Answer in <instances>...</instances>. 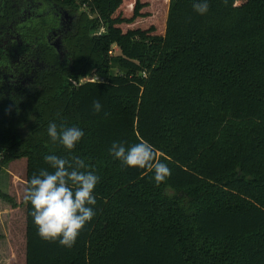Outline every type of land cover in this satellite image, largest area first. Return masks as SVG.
Here are the masks:
<instances>
[{
	"label": "trees",
	"instance_id": "1",
	"mask_svg": "<svg viewBox=\"0 0 264 264\" xmlns=\"http://www.w3.org/2000/svg\"><path fill=\"white\" fill-rule=\"evenodd\" d=\"M52 1L93 16L70 40L86 69L33 109L21 149L0 132V170L25 157L27 192L45 155L67 157L47 134L54 122L85 133L75 155L100 182L71 249L38 236L26 201V264H264V0H209L204 16L193 0ZM88 75L103 81L80 83ZM141 140L171 170L160 187L110 153Z\"/></svg>",
	"mask_w": 264,
	"mask_h": 264
},
{
	"label": "flooded vegetation",
	"instance_id": "2",
	"mask_svg": "<svg viewBox=\"0 0 264 264\" xmlns=\"http://www.w3.org/2000/svg\"><path fill=\"white\" fill-rule=\"evenodd\" d=\"M82 13L93 19L52 0H0V132L13 130L20 149L37 128L33 109L86 69L70 41Z\"/></svg>",
	"mask_w": 264,
	"mask_h": 264
},
{
	"label": "clouds",
	"instance_id": "3",
	"mask_svg": "<svg viewBox=\"0 0 264 264\" xmlns=\"http://www.w3.org/2000/svg\"><path fill=\"white\" fill-rule=\"evenodd\" d=\"M192 8L201 16L207 15L209 0H193ZM92 107L97 114L103 110L99 100H95ZM47 134L54 145L59 144L69 155H45L44 160L51 171L43 168L32 176L25 200L31 205L38 236L47 243L58 242L71 249L96 216L95 189L100 177L84 159L75 155V149L85 135L81 128L58 127L52 122ZM110 153L122 166L139 169L142 175L152 174L156 187L166 184L172 175L168 165L147 141L141 140L131 146L115 141Z\"/></svg>",
	"mask_w": 264,
	"mask_h": 264
},
{
	"label": "rangeland",
	"instance_id": "4",
	"mask_svg": "<svg viewBox=\"0 0 264 264\" xmlns=\"http://www.w3.org/2000/svg\"><path fill=\"white\" fill-rule=\"evenodd\" d=\"M105 29L100 21L97 32ZM110 55H121L120 48L114 44ZM26 168L27 159L19 157L12 158L0 170V192L8 194L15 205L0 197V264H26Z\"/></svg>",
	"mask_w": 264,
	"mask_h": 264
},
{
	"label": "built area",
	"instance_id": "5",
	"mask_svg": "<svg viewBox=\"0 0 264 264\" xmlns=\"http://www.w3.org/2000/svg\"><path fill=\"white\" fill-rule=\"evenodd\" d=\"M89 2H91L92 0H88ZM86 7V6H85ZM96 81H103L102 79L95 77V78H91V77H85L83 78L80 83H85V82H96ZM2 158V155L0 153V160Z\"/></svg>",
	"mask_w": 264,
	"mask_h": 264
},
{
	"label": "crops",
	"instance_id": "6",
	"mask_svg": "<svg viewBox=\"0 0 264 264\" xmlns=\"http://www.w3.org/2000/svg\"><path fill=\"white\" fill-rule=\"evenodd\" d=\"M7 202V201H6ZM8 203V202H7ZM10 204V203H9ZM12 205V204H11ZM12 206H15V205H12Z\"/></svg>",
	"mask_w": 264,
	"mask_h": 264
}]
</instances>
